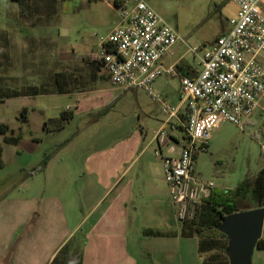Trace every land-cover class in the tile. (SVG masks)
I'll return each instance as SVG.
<instances>
[{"label": "rangeland", "instance_id": "374dc122", "mask_svg": "<svg viewBox=\"0 0 264 264\" xmlns=\"http://www.w3.org/2000/svg\"><path fill=\"white\" fill-rule=\"evenodd\" d=\"M146 1L184 41L173 48L172 59L184 56L185 62L181 64L188 62L194 67H198V58L190 49L207 48L229 28V19L238 10L233 0ZM261 5L264 8V0ZM121 24L114 0H22L21 4L0 0V122L8 124L15 134L22 133L17 145L5 142L0 134L4 150L0 167V264H47L49 253L67 237L65 232L71 233L90 212L95 197L101 193L84 192L81 199L79 192L63 189L65 199L59 202L51 198L54 192L49 189L47 196L39 198L37 214L33 215L34 202L27 199L32 190H28L27 183L30 182L31 189L39 187L42 192L40 176L32 178L31 174L53 158L57 165H67L66 158L61 160V154L67 153L62 152L64 142L79 136L76 151L84 149V157L78 160L84 168L88 152L99 159L109 154L115 141L126 138L135 143L137 138L140 147L148 144L166 117L161 104L144 91L113 86L105 69L102 73L106 78H100L97 83L105 93L89 94L83 104L75 96L55 94L61 83L67 87L89 82L76 76L97 71L95 65L84 59L89 60L87 55L91 53L101 54L102 40ZM60 71L64 73L58 74ZM158 83L154 87L156 94L166 100L167 90H171L176 100L174 93L179 88L176 77L162 74ZM36 88L42 93L7 97L13 91L24 94ZM24 108L28 109L27 121L21 119ZM67 109H71L69 118L64 117ZM167 131L172 130L167 128ZM152 143L147 149V160L151 163L159 158L155 151H160L158 142ZM263 143L264 98L243 128L227 121L214 131L207 149L196 156L195 173L205 181H213L221 190H234L264 168ZM92 166L96 168V164ZM86 179L87 176L82 177L83 184ZM106 181L107 176L100 178L99 186H105ZM71 195L76 196V203L70 200ZM166 196L158 202L152 217L145 216V212L142 216L147 222H154V226L148 223L154 230L158 227L173 235L147 237L143 233L146 221L137 224L128 240L129 250L135 255L134 264H203L199 239L180 235V209L175 207L170 194ZM150 201L147 198L145 203ZM55 204L67 212L66 220L61 213L52 211ZM245 206L248 210L253 204ZM189 209L187 215L193 216L195 207ZM92 214L65 242L62 260L76 261L91 246L87 235ZM210 235L220 237L218 232Z\"/></svg>", "mask_w": 264, "mask_h": 264}, {"label": "built area", "instance_id": "2783aa9c", "mask_svg": "<svg viewBox=\"0 0 264 264\" xmlns=\"http://www.w3.org/2000/svg\"><path fill=\"white\" fill-rule=\"evenodd\" d=\"M233 1L238 10L229 19V31L207 48L190 49L200 69L194 77H181L180 106H170L156 94L154 82L162 74L176 75L173 68L163 67L162 60L184 41L146 0L116 4L122 24L102 40L101 54L92 55L113 86L144 91L161 104L166 122L156 132V140L169 137L167 128H174L172 120L184 108L186 138L180 154L163 158L164 179L181 219L188 208L210 198L215 188L213 181L195 173L198 152L207 149L224 122L243 128L264 98L262 0ZM156 155L162 156L160 151Z\"/></svg>", "mask_w": 264, "mask_h": 264}, {"label": "crops", "instance_id": "0c3cea01", "mask_svg": "<svg viewBox=\"0 0 264 264\" xmlns=\"http://www.w3.org/2000/svg\"><path fill=\"white\" fill-rule=\"evenodd\" d=\"M119 1L120 0H114L115 7V2L119 3ZM229 29L230 24L229 28L225 29L222 33L229 31ZM91 54L87 55L90 61L87 58L83 59L95 65L97 71L76 75L79 79L89 82L75 84L73 86L70 84L67 87H64V83H61V93L59 94L75 96L77 101L83 104L84 100L90 95L98 92H101V94L106 92L105 89L98 87L97 84L100 78H106L105 73H102V69L105 68L99 61L94 60L92 57L94 54ZM174 56L175 53L172 49L171 54L163 58L162 65L165 68H173L176 72V75L167 74L176 77L179 81V88L177 92L174 93L176 100H174L173 95H171L173 92L167 90L165 101L168 104L171 103V106L177 107L181 104V77L196 76L200 66L194 67L188 62L181 64V62H185L184 56L173 60L172 58ZM62 73L61 71L58 72V74ZM60 78L63 79L64 77L61 75ZM158 78L154 82V87L160 85L158 83ZM55 94L58 93L55 92ZM96 96L97 95H95V97ZM70 111L71 109H67L64 115L71 117L72 114H70ZM185 120V111L182 107L177 118L175 117L172 120L171 125H173L174 128H171L172 131L169 132V137L168 139L166 138L164 142H162L163 140L160 141L153 138L148 144L146 143L140 147V142L137 138L135 139V143L132 142V139L123 138V140L115 141L110 148L109 154H104L103 157H99V159L95 158L92 152H88V154H86V164L84 168L78 163L80 157H84V154L82 155L84 149L76 151L78 149L77 145L79 144V136H77L62 144V152L66 150L67 153L66 155L64 153L61 154V160L63 161L64 158H66L67 165L61 163L57 165V161L53 158L51 162H46L42 167L39 169L37 168L38 171L35 170L36 172L31 174L32 178L40 176V180L43 183L42 192L39 191V187L37 190L31 189L32 186L30 182L27 183L28 190H32V193L27 199L30 202H34L33 215L37 214L35 209H37L36 204L39 198L43 195L47 196L46 193L49 189L54 192V194L51 192V198L57 199L59 202H61V199H65L62 194L63 189H71L73 193L79 192L80 195L78 196H80L81 199H83L82 193L84 192L101 191L99 196H96L91 204L92 208L90 212L84 216L77 226H74V230L71 233H67L64 230L67 237L49 253L47 264L53 261L61 249L64 248L63 246L67 239L91 213H93L91 216L93 220H91V227L87 235L91 240V246L87 247L81 253L82 264H134L135 255L130 252L128 247L129 235L135 230L137 224L144 223L145 221L147 226L144 228L143 233L146 234L147 237L153 235L155 238H166L173 235V232L166 233L158 229V227L154 230V222H147L148 220L143 218L145 216L152 217L151 215L155 214V207L158 206V202H160L161 198H164L166 194H170L168 186L163 179V158L166 156H178L180 154L181 147L184 144L185 133L183 134V132ZM161 122L158 130L165 126L166 117ZM45 127L46 123L44 122L42 129L44 130ZM154 141L158 142L162 156H157L156 150L155 155L159 158L151 163L147 160V149L151 147V143ZM93 163L96 164V168H93ZM83 176H87L84 184L81 181ZM106 176L107 181L105 182V186L100 187L98 180ZM78 186L80 187L79 190H77ZM215 188L216 190H221L218 187ZM108 198L111 199L107 204L106 201ZM147 198L151 200L148 204L145 203ZM44 200L45 199H43V201ZM70 200L76 203V196L71 195ZM41 206H43V204H41ZM175 207L177 206L175 205ZM193 207L195 206H191L190 208L192 209ZM52 211L55 214L61 213L63 219L66 220L67 212H65L64 209L59 210L57 204H55V209ZM143 212H145V216H142ZM178 219L181 221L182 225L180 235L188 239L189 237H184L182 234L183 219H181L179 215ZM148 223H153L149 224L153 226H148ZM178 236L179 234L176 232L175 237ZM262 238H264V229ZM89 256H91V258H89ZM253 260L252 264H264V251H257L256 249Z\"/></svg>", "mask_w": 264, "mask_h": 264}, {"label": "trees", "instance_id": "16d2710c", "mask_svg": "<svg viewBox=\"0 0 264 264\" xmlns=\"http://www.w3.org/2000/svg\"><path fill=\"white\" fill-rule=\"evenodd\" d=\"M15 1L20 4L22 2V0ZM56 91L61 93L60 86ZM39 93L42 92L36 88L24 94L13 91L7 97L35 96ZM27 114L28 109L24 108L21 115L23 121H27ZM64 117L69 118L66 115ZM0 134L4 136L5 142L15 145L19 144L22 138V133L15 134V130L2 122H0ZM2 156L3 146L0 144V167L3 166ZM247 203L253 204L251 209L264 207V168L255 177L242 181L234 190L214 188L210 198L196 204L193 216L186 215L183 219L182 234L184 237L199 239V252L203 257V264H230L227 254L228 240L226 235L220 232L219 227L225 216L247 210L245 206ZM210 232H218L220 237H212ZM257 248L264 250V238L258 242ZM64 249L65 247L61 249L51 264H82L81 253L76 261L62 260L60 255Z\"/></svg>", "mask_w": 264, "mask_h": 264}, {"label": "water", "instance_id": "95a60500", "mask_svg": "<svg viewBox=\"0 0 264 264\" xmlns=\"http://www.w3.org/2000/svg\"><path fill=\"white\" fill-rule=\"evenodd\" d=\"M264 229V207L236 212L225 216L219 227L228 240L230 264H252Z\"/></svg>", "mask_w": 264, "mask_h": 264}]
</instances>
